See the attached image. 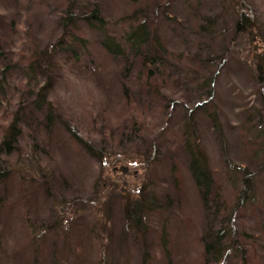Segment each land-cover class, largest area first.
I'll return each instance as SVG.
<instances>
[{
  "label": "rangeland",
  "instance_id": "rangeland-1",
  "mask_svg": "<svg viewBox=\"0 0 264 264\" xmlns=\"http://www.w3.org/2000/svg\"><path fill=\"white\" fill-rule=\"evenodd\" d=\"M98 1L109 34L126 49L124 17L141 5L159 9L157 23L168 51L167 66L183 69V78L190 69L199 75L190 80L193 85L187 80V86L185 81L178 85L177 77L166 78L169 85L163 88L164 94L177 101L175 107L161 110L156 99L150 102L152 108L138 107L139 102L127 99L125 86L130 88L128 76L136 78L131 85L134 99L140 80L127 70L131 59L134 68L139 62L130 54L124 66L104 50V35L82 21L91 12L75 10L80 20L66 35L67 17L61 16L64 0H0V79L4 87L0 144L20 103L34 117L22 123L16 153H0V171L9 170L10 176L0 182V264H98L106 258L115 264H208L202 243L207 216L198 191L181 151L178 156L167 155L168 149L183 142L186 117L197 124L196 141L204 147L222 185L225 205L235 210L239 241L232 244L223 264H264V82H260L264 0ZM80 2L85 7L93 0ZM244 16L249 26L241 20ZM204 18L212 21V36L199 53L203 64L197 65L193 57L200 46L195 42L201 36L194 31ZM238 21L245 25L244 32H238ZM77 36L87 40V48L78 52L80 63L74 59L68 63L67 55L57 47L61 40ZM208 54L213 62L206 68ZM37 59L45 69L32 74L29 67ZM213 74L218 76L214 107L209 104L207 111L201 110L197 108L200 102L191 104L199 94H192L202 85L201 77L213 78ZM49 83L53 87L46 97L60 121L46 128L40 126L32 103ZM190 106L195 110L187 113L186 109H193ZM167 108L170 111L165 112ZM67 126L92 142L94 153L81 146ZM142 127L148 138L136 142L131 134ZM152 141H157L163 161L145 153ZM33 162L38 171L29 173ZM173 162L177 175L171 171ZM244 170L254 174L257 183V199L246 205L239 204ZM170 172L176 177L173 182ZM152 190L163 208L147 215L143 232L138 231L127 223L125 209L144 202ZM63 209L67 213L54 228V217L63 216ZM43 220L49 222L44 228L51 230L39 238L35 230ZM109 237L112 245L107 242ZM105 245L106 258L101 248Z\"/></svg>",
  "mask_w": 264,
  "mask_h": 264
},
{
  "label": "trees",
  "instance_id": "trees-1",
  "mask_svg": "<svg viewBox=\"0 0 264 264\" xmlns=\"http://www.w3.org/2000/svg\"><path fill=\"white\" fill-rule=\"evenodd\" d=\"M65 1V7H64V13H62L63 16L67 17V19H64V25L65 30L68 31L66 35H69V31L75 28L77 25L78 19L80 20V16L75 14V10L81 11V13H84L86 11L91 12L89 16H84L82 18V21L89 27L98 30L100 33L104 35L102 40V47L104 50L114 59L122 60L124 62V66L128 64L131 57L134 56L133 60H137L138 65L135 66L132 62L130 63V67L127 71H129V74L132 73L134 76H139L137 79L140 83V85L137 86V89L135 93L133 92L134 99L131 95V85H132V79L133 81L136 78H132L128 76L129 79V85L130 88L125 86V95L128 96L127 99L130 100V102H139L136 106H143L145 108H152L153 104H150L152 99H156L161 110L168 106V108H173L177 104V101L169 100L167 97V94H164V89L167 84L168 77L172 78H178L177 84L184 85L183 81H185V85L188 84L187 80L190 82V85H193L194 81L192 80L193 76L199 75L197 71H193L192 69L186 70V74L184 78L182 77V70L179 68L178 70H173L171 67H168L167 59H168V51L163 45V40L160 36V28L158 22L159 16V9L152 10V9H146L144 5L139 6L134 13H131L124 17L122 20V23L126 24L128 28L126 29V35L124 36V41L129 44V48H125V46L118 41L116 37L109 34L106 24L104 22V14L103 9L101 7V4L98 0H93V3H88L85 7L81 6L79 4L80 0H64ZM190 2V0H188ZM81 3V2H80ZM202 4V3H201ZM161 5V4H158ZM202 6V5H201ZM199 12V10H197ZM1 16V15H0ZM1 18V17H0ZM241 20L244 21L248 26L251 24L247 17H240ZM211 21V20H209ZM200 19V22L198 21L196 25V31H194L198 36H201L198 42H195L197 46H200V51L196 52V56L193 57V60H195L197 65L203 64L201 62L202 57H199V53L201 52L202 45L206 44L208 40H210L212 36V31L210 27V23L212 24V21L209 22ZM208 23V24H207ZM242 22H237V30L238 32H244L245 25L242 24ZM1 30L2 27L0 26ZM79 28V27H78ZM71 32V31H70ZM71 39V40H70ZM70 39H64L61 40L58 44V49L62 51V54L67 55L65 57L66 61L69 63L71 59H74V63L78 64L80 63L81 56L79 55V50L82 51L83 47L87 48V40L83 39L81 36H77L76 38H70ZM207 46V45H205ZM56 52V51H55ZM67 52V53H65ZM209 53V52H208ZM225 54V52H223ZM227 53V52H226ZM130 54L132 56L130 57ZM207 61L205 62V67L211 66V63L213 62V59L211 57V54L206 55ZM33 64L30 65L29 71L32 74H40V71L45 69L44 64H41L40 60H33ZM133 64V65H132ZM51 64L49 65V67ZM139 66V67H137ZM137 67V68H136ZM43 68V69H42ZM264 65H260V82H264ZM10 69L7 68L6 71H9ZM51 71L50 69H48ZM52 67V71H53ZM6 71L4 74V79ZM185 71V70H184ZM190 72L191 75H189L187 72ZM136 72V73H135ZM42 74V73H41ZM52 74V73H50ZM54 76V75H53ZM51 78V76H50ZM206 78V80H205ZM201 77L199 81H202L201 86H197L194 96L199 94V97L194 99L191 104H195L196 102H200L201 104H198L199 109L207 111V106L211 104L214 107V104L212 103L213 100L216 98V90H215V84H217V78L216 74H213L212 77ZM55 79V78H54ZM54 79H51L53 82L56 81ZM198 81V82H199ZM205 81V82H204ZM127 82V83H128ZM204 82V84H203ZM126 83V84H127ZM187 86V85H186ZM52 88V83H49L47 86H44L39 93L36 95L35 101L32 103L34 105V112L36 111L39 114V119H37L40 123V126H45L46 128L53 126L54 124H57L60 120H58V115L56 114L54 108L52 107V104L48 102V99L46 97V92L49 88ZM195 89V88H194ZM201 90V91H200ZM202 92V94H200ZM0 94H4V87L3 82H1L0 79ZM201 95V96H200ZM205 98V99H204ZM202 100H204L202 103ZM163 102V103H160ZM152 103V102H151ZM25 103H20V109L18 110L17 114L15 115V118L13 120V123L10 125V128L6 132V134L3 137V140L0 144V153L4 154L6 156H12L16 153L18 146L20 145L21 138L23 136V125L22 123L25 122V120L33 119L34 117L31 115H27V105H24ZM190 104V103H189ZM142 107V108H143ZM191 107V106H190ZM216 107V105H215ZM165 109L167 111H170L169 109ZM193 108V107H191ZM183 109H185V106H183ZM216 110V108H213ZM195 108L187 110L194 112ZM26 112V113H25ZM212 119L217 123L216 116L212 115ZM186 127L184 129V140L180 144H177L176 148L168 149L167 155L169 156H178L179 154H183L185 157V161L187 164V167L190 170L193 182L196 186V189L198 191L199 198L201 200V204L203 206V209L205 211V214L207 216L206 218V225L207 229L202 237V243H203V255L207 259L208 264H223L226 260V257L228 256L229 250L232 248L236 242L239 241L238 233L236 232L235 227V210L233 211L226 206V202L223 201L222 198V185L220 182H217L216 177L210 168V164L208 161V156L205 152L204 147L202 144H199L198 141H196V137L198 135V129L197 124L194 123L192 117L187 118ZM136 125V124H135ZM215 126V125H214ZM216 127H218V123L216 124ZM68 130L73 135L74 139L77 140V142L81 145L87 148L90 152L94 153V147L92 145V142H86L82 138H80V135L76 133L75 131L71 130L70 126H67ZM143 127L140 129V131L135 130V133H132L134 140L136 142L145 141L147 137L146 134L142 131ZM145 132H148L146 130ZM118 133V132H117ZM134 134V135H133ZM218 134H220L221 139L224 141V138L221 136V132L218 130ZM153 140V139H151ZM223 144V143H222ZM145 153L148 152V155L150 154L151 158L158 160V162L163 161L164 154L160 152L158 148L157 141L151 142L148 146H146ZM224 153L226 152V148L224 147ZM174 151V152H169ZM181 151V153H180ZM161 153V154H160ZM104 152L99 154V157L102 158V155ZM159 155V156H158ZM226 160H229L226 158ZM173 162L172 172L176 174V164ZM31 166V172L29 173H36L38 171V167L33 162L30 164ZM231 168V165H230ZM237 170H241V168H235ZM9 170L2 169L0 171V182L6 181L10 178ZM172 175L171 182L175 180L176 177H174L173 173L170 172ZM177 175V174H176ZM244 181H243V189H241V193L239 195V204L246 205L249 201L256 200V193H257V183L254 180V174L252 173H246L244 170ZM175 183V182H174ZM177 185H175L176 187ZM178 190H181V186H178ZM156 190H152L150 194H148L147 197L144 198V202L137 204L133 208L127 207L125 209V217L127 223H132L136 230L143 232L144 227V220L147 215L153 214L157 212L159 209L163 208V206L160 204L162 200L159 198L157 194H155ZM264 196V195H263ZM264 198V197H263ZM166 203V201H165ZM170 201L168 202V206L170 205ZM236 209V208H235ZM71 210V206H69L68 211ZM63 216L58 215L55 218V225L54 228L59 226L60 223V217L64 218L67 211L63 209ZM49 222L44 220L40 222L39 230L36 231L37 233H40L39 238H42L44 235L41 233L50 231L51 228H44V225L47 226ZM44 228V230H42ZM59 229V228H58ZM45 234V233H44ZM43 235V236H42ZM233 237V238H232ZM237 238V239H236ZM110 245H112V239L109 237L107 240ZM234 243V244H233ZM233 244V245H232ZM103 250V257L104 253L107 254L108 246H102ZM110 251V248H109ZM55 252L53 253V255ZM98 264H115L112 261V258L109 259H103L101 263L98 261Z\"/></svg>",
  "mask_w": 264,
  "mask_h": 264
}]
</instances>
